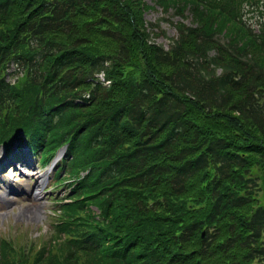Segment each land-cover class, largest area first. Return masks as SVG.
Listing matches in <instances>:
<instances>
[{
    "label": "trees",
    "instance_id": "1",
    "mask_svg": "<svg viewBox=\"0 0 264 264\" xmlns=\"http://www.w3.org/2000/svg\"><path fill=\"white\" fill-rule=\"evenodd\" d=\"M150 2L0 0V149L66 186L0 264H264V1Z\"/></svg>",
    "mask_w": 264,
    "mask_h": 264
},
{
    "label": "rangeland",
    "instance_id": "2",
    "mask_svg": "<svg viewBox=\"0 0 264 264\" xmlns=\"http://www.w3.org/2000/svg\"><path fill=\"white\" fill-rule=\"evenodd\" d=\"M143 1L152 5L150 0ZM144 19L147 23L159 22L160 31L164 35L153 38V41L167 49L171 39L176 38L174 25L180 21V17L173 15L171 11L164 15L158 7H154L144 13ZM183 21L190 25L188 15ZM6 157L10 158L11 154L6 156L0 149V236L19 237L24 241L26 238L33 239L40 234H46L50 229L48 216L54 209L53 201L49 200L51 197H62L66 186L55 188L54 167L42 168L33 163L30 167H3ZM33 160L34 155L31 156V161ZM257 195L264 203V183Z\"/></svg>",
    "mask_w": 264,
    "mask_h": 264
},
{
    "label": "bare ground",
    "instance_id": "3",
    "mask_svg": "<svg viewBox=\"0 0 264 264\" xmlns=\"http://www.w3.org/2000/svg\"><path fill=\"white\" fill-rule=\"evenodd\" d=\"M27 167H29V166H27Z\"/></svg>",
    "mask_w": 264,
    "mask_h": 264
},
{
    "label": "water",
    "instance_id": "4",
    "mask_svg": "<svg viewBox=\"0 0 264 264\" xmlns=\"http://www.w3.org/2000/svg\"><path fill=\"white\" fill-rule=\"evenodd\" d=\"M202 236H203V234H202Z\"/></svg>",
    "mask_w": 264,
    "mask_h": 264
}]
</instances>
